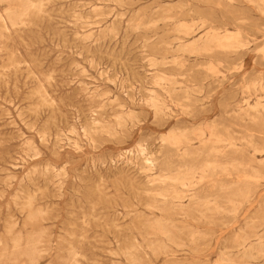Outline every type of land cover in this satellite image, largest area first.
Here are the masks:
<instances>
[{
  "label": "rangeland",
  "instance_id": "1",
  "mask_svg": "<svg viewBox=\"0 0 264 264\" xmlns=\"http://www.w3.org/2000/svg\"><path fill=\"white\" fill-rule=\"evenodd\" d=\"M7 7L0 264H264V0ZM211 121L234 136L215 153L223 167L198 169L180 204L164 206L153 186L168 188L160 180L180 158L161 136Z\"/></svg>",
  "mask_w": 264,
  "mask_h": 264
},
{
  "label": "bare ground",
  "instance_id": "2",
  "mask_svg": "<svg viewBox=\"0 0 264 264\" xmlns=\"http://www.w3.org/2000/svg\"><path fill=\"white\" fill-rule=\"evenodd\" d=\"M1 1V0H0ZM15 12H13V10H11V8L7 7L5 10L0 11V25L2 27H7L8 23L9 24H13L15 22V17H14ZM6 29V28H5ZM178 31H180V33L182 32L184 35H189L193 29L190 25L188 24H184V23H178V25L175 28ZM236 35V34H235ZM206 36V35H204ZM216 36H218L217 34L213 35L211 37V39H217L218 43H221L220 41L225 40V43H221L222 46H227V45H231L233 42L230 40L231 37H222V39H218ZM206 38V37H205ZM180 41V40H179ZM215 41V40H214ZM195 42V41H194ZM208 42V40H207ZM188 43V42H187ZM192 44V41L190 42ZM188 45V44H187ZM190 47H194L193 45H190ZM185 48V47H184ZM183 49V48H182ZM196 50V49H195ZM193 51V50H192ZM202 51V50H201ZM152 63V62H151ZM210 64V63H209ZM155 65V64H154ZM209 68V67H207ZM215 68V67H214ZM210 70V69H209ZM82 71V70H80ZM162 80V79H161ZM158 81H160L158 79ZM158 84V83H157ZM260 84V83H259ZM113 101V100H112ZM150 106L154 107V110L156 111V107L159 109L160 104H158L157 99L155 98H150L148 100H146ZM245 100L243 99V102ZM249 105V104H248ZM247 106V105H246ZM252 107V106H251ZM166 108V107H165ZM167 110V109H166ZM253 110V108H252ZM159 113V111H157ZM94 114V113H93ZM155 115V114H154ZM250 119H254V117H251ZM130 120V119H129ZM137 122V121H136ZM93 125V124H92ZM262 125V124H261ZM196 132H194V136L192 137H186V136H180L182 134L180 133H175V132H170L167 135H162L161 136V140L165 141L166 143H168L171 147L174 146V150L177 151L176 155H178V157L180 158L179 161L176 163L177 164V169L178 172L170 175V174H163V176H165L163 180H160V183H162L165 186H168V188H164V190L162 192H159L158 189H160L157 185H154L153 189L156 193H159L158 195H160V197H162L160 199L161 203L164 204V206H168L169 204H171V206L173 205H179L180 202L179 200H177L175 202V198L176 199H180L183 196H181L180 194L184 191H188L190 188V184L193 182V178L195 177V175L197 174V170H200L199 175H205V172H207L208 174L213 175L215 173L214 169L217 166H220V168L223 167V163L219 162L220 160H218L217 154H215L216 152H223L222 155H224V147H226L227 145L233 146L234 142H233V138L234 136L231 135V131L228 128H223L221 131L217 129L216 124L214 123V121H211L210 124H206L205 128L201 127V125H199L197 128H195ZM257 131H259L260 133H264V125H262V127L258 128ZM96 133V132H95ZM167 133V132H166ZM45 136V135H44ZM89 136V135H88ZM44 140V139H43ZM198 142V146L194 147V143ZM201 152H208L209 151L212 152L213 154L211 155L214 159L213 163H209L208 161V157L207 155L204 157H200L199 162H196L193 166V162L192 160H194L193 158L191 160L187 159L186 157L188 155L191 154H200ZM140 154L143 152V148L140 149ZM201 158V159H200ZM233 159V158H231ZM148 160V158L146 159ZM188 161V162H187ZM188 164V165H187ZM199 164V165H198ZM183 166H186V168L184 170H181L179 168H182ZM149 167V166H148ZM47 168V167H46ZM47 170V169H46ZM150 171V170H149ZM59 173H57L58 175ZM154 177V176H153ZM251 179V178H250ZM158 188V189H157ZM167 192V193H166ZM146 193V192H145ZM157 195V194H156ZM29 197V196H28ZM27 197V198H28ZM33 198V197H32ZM168 198V199H167ZM32 200V199H31ZM29 201V200H28ZM158 201V200H157ZM29 203V202H28ZM27 206V205H25ZM30 206V203L29 205ZM27 206V207H28ZM170 206V205H169ZM170 206V207H171ZM150 207V206H149ZM30 208V207H29ZM112 208V207H111ZM216 208V207H215ZM154 209V208H153ZM217 210V209H216ZM221 210V209H220ZM38 212V211H37ZM42 212V211H41ZM174 214H181V212H175ZM183 214V218L186 217V213H182ZM163 216H170L172 217L173 214H167V215H163ZM155 223V222H154ZM157 224V222L155 223ZM166 224V223H165ZM152 228V227H151ZM161 228V227H160ZM163 229V228H161ZM162 230H160V233H164L161 232ZM166 234L168 235V231L166 232ZM163 235V234H162ZM165 235V236H167ZM243 240V239H242ZM137 242V241H136ZM258 242V241H257ZM158 243V242H157ZM164 243V242H162ZM255 243V242H254ZM161 245V244H160ZM162 246V245H161ZM178 246V245H177ZM182 246V245H180ZM153 247V246H151ZM164 247V246H163ZM250 247V246H249ZM134 249V247H133ZM159 249V248H158ZM249 249V248H248ZM154 250V249H152ZM252 250V249H251ZM128 256V255H127ZM248 257V255H247ZM33 262V261H32Z\"/></svg>",
  "mask_w": 264,
  "mask_h": 264
}]
</instances>
